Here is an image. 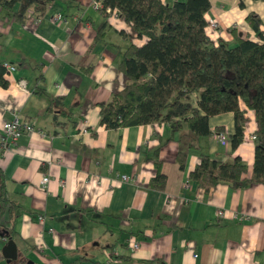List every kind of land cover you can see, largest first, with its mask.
<instances>
[{
  "label": "crops",
  "instance_id": "0c3cea01",
  "mask_svg": "<svg viewBox=\"0 0 264 264\" xmlns=\"http://www.w3.org/2000/svg\"><path fill=\"white\" fill-rule=\"evenodd\" d=\"M40 1L0 5V65L15 66L0 83V170L18 212L2 219L18 257L3 254L0 264L22 257L30 264H264V183L206 190L190 178L202 153L228 162L239 155L248 164L242 177L252 175L255 110L241 100L247 120L237 148L235 113L225 111L210 116L212 132L186 155L166 121L107 127L101 104L129 82L119 61L131 42L148 37L95 0ZM240 1L211 0L206 18L218 25L206 30L216 42L235 44L233 27L260 40L247 16L258 12L264 31V0ZM25 6L22 21L14 12ZM16 115L35 127L14 142L4 139V123ZM157 159L165 186L152 184ZM4 234L1 250L10 239Z\"/></svg>",
  "mask_w": 264,
  "mask_h": 264
},
{
  "label": "trees",
  "instance_id": "16d2710c",
  "mask_svg": "<svg viewBox=\"0 0 264 264\" xmlns=\"http://www.w3.org/2000/svg\"><path fill=\"white\" fill-rule=\"evenodd\" d=\"M16 0H0V5L13 7ZM38 0H29L28 5ZM53 0H42L48 4ZM99 6L118 9L139 36L148 39L142 45L131 42L124 51L119 67L128 75L127 85L112 99L101 104V122L107 127L166 121L173 132H179L183 155L198 146L202 135L212 132L210 116L234 111L236 131L232 135L235 149L244 139L246 109L241 100L255 110L257 120L255 162L249 178L242 177L248 164L241 157L222 161L207 153L191 171L190 178L211 190L220 182L235 187L252 182L264 183V31L262 17L251 11L247 20L260 40L240 34L236 27L235 44L224 39L218 42L207 33L206 12L211 0H98ZM244 5L243 0L240 1ZM27 5V7H28ZM27 7L14 12L22 21ZM0 65V83L7 85ZM219 129H223L219 127ZM157 174L152 184L165 186L166 175L157 159ZM15 204L8 196L6 178L0 170V230L13 237L2 219L7 211L15 220ZM4 257L0 248V261ZM17 264H30L25 257ZM32 264V263H31Z\"/></svg>",
  "mask_w": 264,
  "mask_h": 264
},
{
  "label": "built area",
  "instance_id": "2783aa9c",
  "mask_svg": "<svg viewBox=\"0 0 264 264\" xmlns=\"http://www.w3.org/2000/svg\"><path fill=\"white\" fill-rule=\"evenodd\" d=\"M95 4L97 6H100L102 3L101 1L95 0ZM61 16V13H58L55 15V19L59 18ZM210 25L212 27H215L218 25V21L215 18H211L209 21ZM4 67L7 70H12L15 68L14 65H11L9 62H4ZM21 84L24 86L25 85V81L22 80ZM35 126L33 124V121L31 120H24L21 119L19 116H15L11 119H8L5 123H4V139H11L12 141L16 142L19 140V138L25 134L26 131L33 129ZM217 135L219 136V138L223 141V142H227L228 141V135L226 132L222 131V132H218ZM251 137L253 139H256V133H253L251 135ZM122 177L124 179H129L130 176L128 174H123ZM49 177L48 176H44L42 179V183L44 185H46V183L48 182ZM219 213L222 214L224 213L223 210H219ZM39 219L41 221L44 220V216L40 215ZM139 246V241H134L132 243V248L135 249Z\"/></svg>",
  "mask_w": 264,
  "mask_h": 264
},
{
  "label": "water",
  "instance_id": "95a60500",
  "mask_svg": "<svg viewBox=\"0 0 264 264\" xmlns=\"http://www.w3.org/2000/svg\"><path fill=\"white\" fill-rule=\"evenodd\" d=\"M2 252L5 256L10 258L18 257V246L13 237L8 240L7 244L3 247Z\"/></svg>",
  "mask_w": 264,
  "mask_h": 264
}]
</instances>
